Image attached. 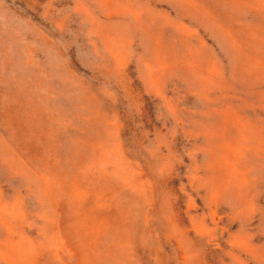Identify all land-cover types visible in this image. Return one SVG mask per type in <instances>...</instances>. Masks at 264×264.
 Masks as SVG:
<instances>
[{"label": "rangeland", "instance_id": "obj_1", "mask_svg": "<svg viewBox=\"0 0 264 264\" xmlns=\"http://www.w3.org/2000/svg\"><path fill=\"white\" fill-rule=\"evenodd\" d=\"M0 264H264V0H0Z\"/></svg>", "mask_w": 264, "mask_h": 264}, {"label": "bare ground", "instance_id": "obj_2", "mask_svg": "<svg viewBox=\"0 0 264 264\" xmlns=\"http://www.w3.org/2000/svg\"><path fill=\"white\" fill-rule=\"evenodd\" d=\"M20 61H25L24 58L22 57V60H19L18 62ZM14 62H15V59H14ZM21 62V63H23ZM28 78V76H27ZM81 86L79 85L78 87H75V88H64L62 93L63 95H61L59 98L56 99V101L59 103V104H62L65 108L68 107V102H69V99L67 98L68 96H70V101L74 102V100H78L79 98H84V95L83 93L81 92ZM43 94V93H42ZM68 94V95H67ZM79 96V98H78ZM42 98V101H45V95L43 94V96H40Z\"/></svg>", "mask_w": 264, "mask_h": 264}]
</instances>
